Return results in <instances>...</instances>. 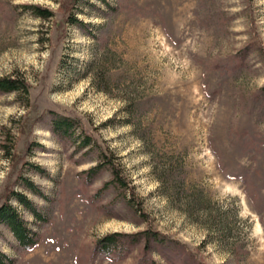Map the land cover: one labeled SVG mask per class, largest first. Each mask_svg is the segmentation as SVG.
Returning <instances> with one entry per match:
<instances>
[{"label":"rangeland","instance_id":"obj_1","mask_svg":"<svg viewBox=\"0 0 264 264\" xmlns=\"http://www.w3.org/2000/svg\"><path fill=\"white\" fill-rule=\"evenodd\" d=\"M69 7L0 0V77L29 90L0 94V202L24 161L41 167L24 173L49 197L26 191L48 217L39 243L19 249L1 226L0 248L14 264H264V0H80L88 30L66 23ZM51 111L114 153L128 190L101 188L108 169L86 180L97 149L74 152L50 130ZM32 141L42 148L28 153ZM146 228L170 248L96 250L107 233Z\"/></svg>","mask_w":264,"mask_h":264},{"label":"trees","instance_id":"obj_2","mask_svg":"<svg viewBox=\"0 0 264 264\" xmlns=\"http://www.w3.org/2000/svg\"><path fill=\"white\" fill-rule=\"evenodd\" d=\"M80 0H70L69 13L66 17V23L74 25L80 29L88 30V23L77 17L75 10L79 5ZM32 9L35 15L38 17L48 19L53 16V12L47 8H43L39 5H26ZM28 83L25 79L15 76H2L0 77V94L11 92H24L28 94ZM49 126L50 130L58 136L61 140H70L74 146V152H81L83 149H87L86 152L97 149V162L95 165L83 170L87 181H92L101 170L108 169L112 177L109 181H105L102 189L111 185L119 189L128 190L129 183L123 176L121 167L115 163L114 153H106L102 149H98V143L93 137L87 133L82 126L79 119L69 116L60 115L55 111L50 112ZM7 152H10V145L5 143ZM42 148L41 143L32 141L27 146V152L30 153L35 149ZM11 154V153H10ZM12 157V156H11ZM31 168L34 171H38L41 167L35 163L24 161L21 169L16 175L13 185L7 190L4 199L0 202V235L2 234L1 226L6 228L15 241V246L23 250L33 249L40 241L41 231L40 225L42 222L48 221L46 214L39 208L27 195L26 191L33 193L34 195L49 198L40 187L24 173L26 168ZM167 180H169V189L167 191L168 197L175 199L179 197L177 180V174L175 168L171 167L168 171ZM20 186L21 188L19 189ZM131 191V190H130ZM132 197L130 198V200ZM13 201L18 202L23 206V209L27 211L32 219L29 220L22 212L14 205ZM196 210H205L206 203L203 195L192 200ZM142 215L145 213L140 212ZM145 216V215H144ZM209 218H212L209 216ZM147 219V217H146ZM211 220H215L217 223L218 232L220 235L225 233V223L219 217H214ZM170 241L164 233L146 228L138 232L129 233L122 231H114L107 233L100 238L96 243V250L103 253L105 256L111 258L113 256L123 257L132 248L142 243L144 250H150L154 252H164L170 248ZM15 258L8 255L4 250L0 248V264H14Z\"/></svg>","mask_w":264,"mask_h":264}]
</instances>
